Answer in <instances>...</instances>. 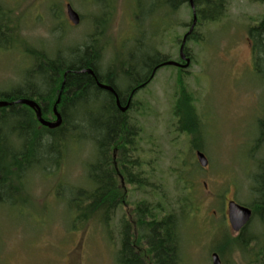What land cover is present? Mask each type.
Here are the masks:
<instances>
[{
	"label": "rangeland",
	"instance_id": "rangeland-1",
	"mask_svg": "<svg viewBox=\"0 0 264 264\" xmlns=\"http://www.w3.org/2000/svg\"><path fill=\"white\" fill-rule=\"evenodd\" d=\"M67 3L80 14L79 24L69 20ZM263 16V0H226L219 19L198 23L188 36L194 61L188 71L164 66L135 96L126 117L135 131L134 172L146 184L122 186L117 178L119 207L109 223L76 219L70 205L89 186L88 165L97 153L93 128L76 117L57 164L45 160L51 166L30 169L14 200L0 203V264H119L126 227L146 264H155L135 222L138 207L149 201L178 214L181 264H212L213 251L223 264H264L259 222L254 218L244 232L258 240L242 249L227 216L228 200L252 202V176L264 159V140L257 148L264 77L255 70L248 35ZM192 19L190 3L172 11L155 0H0V91L19 87L37 56L65 57L70 48L94 43L102 51L100 71H118L124 92L128 80L120 72L141 68L143 56L177 58ZM51 116L56 119L54 111ZM180 118L192 120L191 138L204 148L208 169L178 133ZM187 122L181 127L189 132Z\"/></svg>",
	"mask_w": 264,
	"mask_h": 264
},
{
	"label": "trees",
	"instance_id": "trees-1",
	"mask_svg": "<svg viewBox=\"0 0 264 264\" xmlns=\"http://www.w3.org/2000/svg\"><path fill=\"white\" fill-rule=\"evenodd\" d=\"M155 1L172 11L189 3V0ZM194 2L198 14L197 24L219 19L226 8V0H194ZM2 27L4 32L10 31L5 20ZM1 33L0 31V40ZM248 35L253 45L255 70L264 77V16L250 25ZM101 55L102 51L94 43H89L84 47L70 48L65 57L60 54L53 57L46 54L37 56L34 65L25 71L24 80L19 87L0 91V100L14 101L21 97L36 100L41 105L43 116L54 120L51 116L52 107L65 80L58 104L63 121L57 128L52 129L40 124L35 111L27 105L13 103L0 107V203L14 200L21 186L19 184H24L23 179L30 169L51 166L52 163L45 166V160L50 162L53 160L57 164L59 158L57 152H60L61 147H65L67 139L65 129L76 127L71 125L76 117L78 119L81 117L85 123L90 124L94 131L93 139L96 141L99 137H103L104 131L108 132L106 136L108 139L125 129V122L113 105L112 96L100 92L94 77L82 71L92 68L102 79L98 66ZM142 59L141 68L129 65L127 70L123 69L122 75L125 81L128 80V84L153 61V58L147 60V56H143ZM65 73L66 78H64ZM117 89L120 95L124 93L119 86ZM101 102H103L102 107L99 106ZM48 104L52 106L47 107ZM258 126L260 136L264 140V106L262 116L258 119ZM103 149L105 150V147ZM94 159L88 165L87 184L89 186L77 190L70 205L77 213L76 219L86 220L97 217L100 221L109 223L119 207L120 190L111 171L112 163L109 154L95 153ZM256 163L258 167L252 176L251 184L254 198L248 206L253 210L251 222L255 218L263 228L264 240V159ZM138 173H135L134 181H138L139 184H137L142 188L145 183H142L141 177L137 176ZM149 202L139 206L136 212L135 222L140 239L145 242L147 252L155 264H181L178 214L175 211L169 212L168 207L164 205L165 211L161 215L164 209L162 207L158 209L157 204ZM247 228L248 225L243 228L239 237L242 249L258 240L255 235L244 236ZM126 229L118 252V263L146 264L145 259L135 247L132 237L128 234L129 228L126 227ZM260 253L262 255L263 251Z\"/></svg>",
	"mask_w": 264,
	"mask_h": 264
},
{
	"label": "flooded vegetation",
	"instance_id": "flooded-vegetation-1",
	"mask_svg": "<svg viewBox=\"0 0 264 264\" xmlns=\"http://www.w3.org/2000/svg\"><path fill=\"white\" fill-rule=\"evenodd\" d=\"M194 32L195 31L192 32V34L189 36V38L194 36ZM159 33L161 34L160 30H159ZM185 51H186L187 56L190 57V64H189V66H190L192 64V62H194V61H193L192 55L190 54V52L188 51L187 48L185 49ZM156 55H158V56H156V57L147 56V60H150L153 58L152 63L150 65H147L145 70H142L141 74H139L135 80H132L129 82V84L127 85L126 91H124V93L122 95H120V93L117 91L118 90L117 89L118 88V84H117V79H118V73L117 72L118 71H113V70H107L105 72L99 71V73H101L102 79H100L98 77V75H96L97 80L100 83L112 86L113 88L116 89L120 105L118 103L117 96L113 92L109 91L108 89L100 87L97 84V80L93 76L95 79V82H96V86L100 89V92H104V94L112 96V103L116 107L119 114L121 115V118L123 119V121L125 122V129L120 131V133H118L114 137L106 139L108 132L104 131L103 137H99V139H97V141H96L97 142V153H108L109 154V156L111 157V163H112L111 171L113 173L115 181H116V183H118L117 178L119 177L122 186L123 185L125 186L126 183H129V184L130 183H132V184L138 183L139 184L138 181H134V175H136V174L133 171L134 167L139 166L137 164V161L134 159L135 158L134 157V150L132 148L133 139H134V135H135V131L133 130V125H132L133 119L126 117V114H127L126 112H130L136 106L135 105V96L151 83V81L155 77L156 73L162 67L167 66V65H162V64L167 60H171L170 58H166V55H164V54L157 53ZM172 60L176 61L180 64L179 65H169V66L176 67L178 69V71L181 73H186L188 71L187 68L189 66L188 67L183 66L186 61L181 59L180 52H179V55L177 56V58L172 59ZM142 61H141V63H142ZM120 73L122 74L123 71H121ZM128 103H129L128 109L126 111H123L122 108L124 106H126ZM50 106H52V105H50V104L47 105V107H50ZM99 106L102 107L103 102H101ZM188 115L189 114H187V116ZM50 120H52V119H50ZM182 120H183V122L186 123L188 119L180 118L178 120V122H177L178 133H180V131L182 133H185L187 135L186 138H188V140H191V142H190L191 148L193 149V152L196 153V157H197L198 152H203L204 154H206L204 151V148L199 143L198 144L194 143V141L191 138L192 133L195 131V126H193L192 120H189L187 122V124H185V126H189V129H188L189 132L183 131L184 129H182V127H181ZM192 130H193V132H192ZM261 141H262V138L259 134V138H258V142H257V148L260 146ZM104 147H105V150L103 149ZM196 161H198V158ZM198 163H199V161H198ZM203 168L208 169V166L203 167ZM141 178H143V177H141ZM141 180L143 181L142 183H145L144 179H141ZM118 186H119V184H118ZM230 200H234V199H230ZM230 200H228V202ZM228 202H227V204H228ZM243 230L244 229L240 230L237 233L238 236H241V233ZM213 252H215V251H213ZM222 264H223V261H222Z\"/></svg>",
	"mask_w": 264,
	"mask_h": 264
},
{
	"label": "water",
	"instance_id": "water-1",
	"mask_svg": "<svg viewBox=\"0 0 264 264\" xmlns=\"http://www.w3.org/2000/svg\"><path fill=\"white\" fill-rule=\"evenodd\" d=\"M189 3H190L191 8H192L193 19H192V23L190 25L189 30L187 31V33L184 35V37L182 39V44H181V47L179 50L180 55H181V59L186 61V63L183 65L184 67H188V65L190 63V58L187 56V54L185 52L186 41H187L188 36H190L192 34V32L194 31V29L197 25V22H198V14H197L195 2H194V0H189ZM67 14H68L69 20L73 24L77 25L80 23V20H81L80 14L73 8V6L70 3L67 4ZM179 64L180 63H178L176 61L167 60L162 65L169 66V65H179ZM82 71L91 74L97 80V76H96V74L92 68H86V69H83ZM64 78H66V73L64 75ZM64 84H65V80H64V82L60 88V94H59V96H58V98H57V100L53 106V111L56 115L55 120L46 119L43 116L41 105L36 100L31 99V98H27V97H21L17 100H14V101H8V100L1 99L0 100V107L9 106L13 103L27 105L35 111L36 118L40 124H42L43 126H46L48 128H52V129L57 128L62 124V121H63L62 114L58 109V104L60 103V100H61V94H62V91L64 88ZM97 84L100 87L108 89L109 91L113 92L118 98V95H117L115 88H113L112 86H109V85L102 84L98 80H97ZM118 103H119V98H118ZM119 105H120V103H119ZM128 107H129V103L122 108L123 111H126L128 109ZM197 158H198V161L202 167L208 166L209 160L203 152H198ZM252 216H253V210L251 207H249L245 204H241V203L237 202L236 200H230L228 202V219H229L231 228L234 232L238 233L245 226H247L249 224V222L251 221ZM211 257H212V264H222V260H221V257H220L218 252H216V251L213 252Z\"/></svg>",
	"mask_w": 264,
	"mask_h": 264
},
{
	"label": "bare ground",
	"instance_id": "bare-ground-1",
	"mask_svg": "<svg viewBox=\"0 0 264 264\" xmlns=\"http://www.w3.org/2000/svg\"><path fill=\"white\" fill-rule=\"evenodd\" d=\"M185 49H186V47H185ZM186 52V51H185Z\"/></svg>",
	"mask_w": 264,
	"mask_h": 264
}]
</instances>
